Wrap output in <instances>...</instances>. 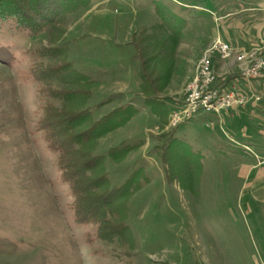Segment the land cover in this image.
<instances>
[{"label": "rangeland", "instance_id": "1", "mask_svg": "<svg viewBox=\"0 0 264 264\" xmlns=\"http://www.w3.org/2000/svg\"><path fill=\"white\" fill-rule=\"evenodd\" d=\"M190 1L203 10L177 0H43L39 19L0 20V45L13 55L0 61V264L261 263L264 218L256 228L244 200L256 170L249 163L264 160V75L238 80L260 95L256 103L175 127L168 118L218 36H264V9H256L260 0H224L218 16L205 0ZM254 43H232L239 51L226 59L210 55L216 82L251 63L255 54L240 53ZM46 67V79L36 80ZM72 86L67 99L53 96ZM63 104L90 109L94 121L128 104L137 109L90 146L103 155L94 176L107 174L110 187L132 179L113 211L124 222L118 236L100 237L98 223L75 219L58 154L38 129L45 108ZM122 144L131 147L114 159Z\"/></svg>", "mask_w": 264, "mask_h": 264}, {"label": "trees", "instance_id": "2", "mask_svg": "<svg viewBox=\"0 0 264 264\" xmlns=\"http://www.w3.org/2000/svg\"><path fill=\"white\" fill-rule=\"evenodd\" d=\"M44 8L43 0H33L31 3L28 0H0V20L13 18L14 21L28 23L30 18L39 19ZM22 27L26 29L29 25ZM45 50L54 53L52 49L45 48ZM12 58L13 55L8 48L0 45V61L9 64ZM67 67L69 65L66 62L63 69L60 68L66 72ZM60 68L56 67V70ZM49 71L51 72L50 68L46 67L35 73L34 77L37 80L42 74L43 77L39 80H45V74ZM70 76L74 81L70 78L67 83H75L78 77L73 74ZM67 83L62 82L63 85ZM47 87L48 84L44 86V89ZM62 90L60 87L53 91L55 93L53 96L61 95L67 99L66 96L76 94L75 86L65 90L64 94ZM67 106V104L57 107L49 105L45 108L46 112L38 122L40 125L38 129L43 130V137L48 147L58 154V167L74 195L73 209L76 221L81 224L98 223L96 233L100 237L118 236L122 234L124 222L113 221V211L117 204H120L121 198L128 195L130 189L133 190L129 186L132 179L130 177L122 185L110 187L107 174L94 176V170L101 164L103 155L94 154L90 146L101 136L126 123L137 109L128 104L115 108L94 121L91 119L90 109H71ZM130 147V145L122 144L113 148L111 155L114 159L119 158L126 154Z\"/></svg>", "mask_w": 264, "mask_h": 264}, {"label": "built area", "instance_id": "3", "mask_svg": "<svg viewBox=\"0 0 264 264\" xmlns=\"http://www.w3.org/2000/svg\"><path fill=\"white\" fill-rule=\"evenodd\" d=\"M125 1V0H124ZM254 55L250 58V64L231 81L227 80L224 84L216 82L213 74L210 55L217 52L221 59H226L235 53L239 48L230 41L218 36L213 45L208 48L198 61L195 76L188 83L187 95L179 102H176L169 114V125L175 127L185 120L199 117V115L213 116L220 114L227 109H242L250 101L254 103L260 100V95L239 86L238 80L249 82L251 80L263 78L264 75V39H259L251 46L241 47V54L247 53Z\"/></svg>", "mask_w": 264, "mask_h": 264}, {"label": "crops", "instance_id": "4", "mask_svg": "<svg viewBox=\"0 0 264 264\" xmlns=\"http://www.w3.org/2000/svg\"><path fill=\"white\" fill-rule=\"evenodd\" d=\"M177 2L179 3L180 7H184L186 9H197V10H203V8L201 9V7L199 6H194L193 3L190 0H177ZM207 2L210 3V5H207ZM216 2V4H214ZM224 0H221L219 2V0H205L204 1V5L202 7H204L207 11L208 14L212 13L215 14L214 12L216 11L218 13V16H220V12L224 13ZM257 6L256 9H264V0H260L259 2H256L255 4ZM216 8V9H215ZM215 11H212L214 10ZM205 12V10L203 11ZM222 15V14H221ZM226 23L223 24V28L222 30L225 28ZM216 34V33H215ZM213 34V36L215 35ZM236 34V40H232V38L230 37H226L225 35L221 34L222 37L224 39H227L228 41H230L231 43L234 42H239L240 40H246V39H252L255 38V41L261 39L260 37H263V35H260V33H258L257 35H254V37L252 38L249 35H244V34ZM209 36V40L210 38L213 36L208 34ZM249 41V40H248ZM237 44V43H236ZM249 166L256 169L254 172V176L251 178H247L246 180V186H245V190L246 192H248L249 195H247V199L244 200L245 203L249 204L247 206L248 211H246L247 215H251L253 223L255 225L256 228L259 227V225H261L259 222L260 218H264V215H262L261 211H259V208H264V160H258L257 163H249ZM259 222V223H258ZM263 222V221H262ZM261 243V242H260ZM259 243V244H260ZM258 246V245H257ZM261 246H258V251H259V260L261 261L260 264H264V254H261L260 250L262 249L259 248ZM259 261V262H260ZM257 263V262H256Z\"/></svg>", "mask_w": 264, "mask_h": 264}]
</instances>
